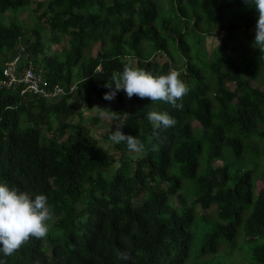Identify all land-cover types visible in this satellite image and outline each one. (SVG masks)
I'll return each mask as SVG.
<instances>
[{
	"label": "trees",
	"instance_id": "trees-1",
	"mask_svg": "<svg viewBox=\"0 0 264 264\" xmlns=\"http://www.w3.org/2000/svg\"><path fill=\"white\" fill-rule=\"evenodd\" d=\"M25 8L36 18L31 27L16 16ZM258 17L244 0H0V77L24 45L18 69L32 59L49 89L68 91L51 101L23 94L24 85L0 89V183L33 199L45 194L53 213L45 237L0 259L264 264V53L246 54L251 44L240 37ZM218 30L211 53L206 38ZM125 64L154 76L178 71L189 89L182 109L124 91L105 100L103 85ZM97 103L144 151L118 144V157L99 143L82 124L83 108ZM153 109L175 126L154 135ZM242 236L246 257L236 253ZM121 251L131 258L118 259Z\"/></svg>",
	"mask_w": 264,
	"mask_h": 264
},
{
	"label": "clouds",
	"instance_id": "clouds-1",
	"mask_svg": "<svg viewBox=\"0 0 264 264\" xmlns=\"http://www.w3.org/2000/svg\"><path fill=\"white\" fill-rule=\"evenodd\" d=\"M244 2L254 5L259 13L252 46L264 53V0H244ZM260 60L264 61V56H260ZM72 84H78V82ZM103 86L109 89L103 97L108 101L114 100L118 92L124 91L129 99L133 96L140 99L147 98L153 103L170 104L175 109H182L183 104L177 102L182 100L189 91L176 70L154 76L131 64H125L122 72H113L110 80H107ZM100 116L103 118V111L100 112ZM147 119L152 125L154 135L157 136L158 130L168 129L176 124L175 118L168 112L155 109L147 113ZM116 125V130L111 131L108 136L112 144H126L129 152L144 151L145 144L137 136L125 134L121 130L123 123H116ZM153 150H155L154 145ZM52 217L53 213L45 194H36L33 199L32 195L26 191L0 183V253H3L4 257L11 256L30 238L45 237L49 232L46 222ZM116 256L118 259L127 261L131 258V253L121 251L117 252ZM0 264H7V261L0 259Z\"/></svg>",
	"mask_w": 264,
	"mask_h": 264
},
{
	"label": "rangeland",
	"instance_id": "rangeland-1",
	"mask_svg": "<svg viewBox=\"0 0 264 264\" xmlns=\"http://www.w3.org/2000/svg\"><path fill=\"white\" fill-rule=\"evenodd\" d=\"M9 13V11H8ZM13 13V12H12ZM14 15V14H13ZM17 18L22 21L26 27H31L35 24L36 18L34 15H32L31 11L27 8L22 9L17 15ZM186 25L184 23V28H186ZM190 26H192V24H190ZM218 34L216 35H208V37L206 38V46L209 50V52H213V50L215 49V47H217L220 43H221V34L223 32H220L218 30ZM240 37L241 40L244 43V46H246L247 44H251V48H249L248 50H246V54L248 55H252L253 54V42H254V38H255V30H251L247 33L241 31L240 32ZM65 45V40L62 44H55L53 45L54 48L56 49H61L63 46ZM98 46V45H97ZM152 48L149 49L150 52H152ZM95 53V51H94ZM160 59L161 55L158 56ZM257 81H254V83H256ZM230 86L232 87L233 84L230 83ZM71 100L78 102V96L75 95L73 98H71ZM108 108L105 107L104 103H97L93 108H83V115L85 118V122H83L82 124L87 126L90 129L91 134L97 138L99 141V143L106 148L108 151L116 154V156H120L121 151L120 148L118 146V144H112L108 139L106 140L104 138V134L109 132L111 129H113L114 127H116V122L113 120L112 118V113H110L109 111H107ZM103 111L104 112V116L103 118H101L100 116V112ZM96 116H100V120L97 123L93 122V118ZM78 119V118H77ZM264 186V175L262 176V178L259 180V188H262ZM85 200L82 198V201ZM199 211H201V214L204 213L203 208H199ZM208 214H210V212H208ZM202 235V231H199L197 236L199 238H201ZM238 244L239 247H243V249L241 250H236V253H241L244 255V257H246L247 255V250H248V244L244 243V239L243 236L238 240Z\"/></svg>",
	"mask_w": 264,
	"mask_h": 264
},
{
	"label": "built area",
	"instance_id": "built-area-1",
	"mask_svg": "<svg viewBox=\"0 0 264 264\" xmlns=\"http://www.w3.org/2000/svg\"><path fill=\"white\" fill-rule=\"evenodd\" d=\"M24 50L23 45L18 55L6 64L3 76L0 77V88L17 89L20 85H24L23 94L30 92L51 101H57L66 94L67 88L61 84L54 85L52 89L48 88L43 72L36 68L32 59L28 60V63L24 64L20 70L18 69ZM76 90L77 84L69 86L70 93H74Z\"/></svg>",
	"mask_w": 264,
	"mask_h": 264
}]
</instances>
